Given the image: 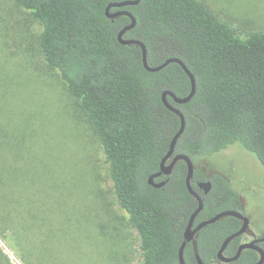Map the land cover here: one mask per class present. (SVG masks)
Returning <instances> with one entry per match:
<instances>
[{
    "label": "trees",
    "instance_id": "trees-1",
    "mask_svg": "<svg viewBox=\"0 0 264 264\" xmlns=\"http://www.w3.org/2000/svg\"><path fill=\"white\" fill-rule=\"evenodd\" d=\"M12 1L41 26L38 47L44 64L78 101L101 145L115 201L138 235L142 264H179L184 232L197 208L186 186V164L179 161L168 177L154 178L156 184L164 181L160 188L148 179L159 172L180 127L162 94L188 96V76L176 63L149 72L139 47L119 43L117 34L131 20L124 15L110 19L106 9L134 0ZM122 10L135 18V26L123 38L143 43L148 66L176 58L194 76L196 91L189 102L177 104L166 96L185 119L172 157L183 154L195 165L202 156L238 145L264 168V32L240 36L198 0H140L108 12ZM22 71L12 60H4L0 103L7 94H17L12 89L22 84ZM18 112L22 123L15 122ZM62 115L44 106L0 105V236L10 235L25 264H122L124 255H104L79 241L81 228L74 223L84 215L78 205L46 193L38 171L43 153L35 157L31 151L39 135L46 141L53 137L47 133L48 123L60 125ZM203 182L211 185L208 194L197 186ZM191 187L203 200L194 223L222 211H240L239 195L220 175L207 177L194 167ZM239 227L234 217L204 226L195 245L186 243L185 264H198L196 252L203 264H214L225 238ZM240 239L227 245L225 257L235 255ZM257 259L247 249L236 264H254ZM0 264H9L1 250Z\"/></svg>",
    "mask_w": 264,
    "mask_h": 264
},
{
    "label": "rangeland",
    "instance_id": "rangeland-1",
    "mask_svg": "<svg viewBox=\"0 0 264 264\" xmlns=\"http://www.w3.org/2000/svg\"><path fill=\"white\" fill-rule=\"evenodd\" d=\"M198 1L240 36L264 32V0ZM40 31L41 26L27 10L12 0H0V68L8 59L14 68H23L22 84L12 89L17 94H7L0 105H37L63 112L61 127L59 123H48L47 133L53 137L46 141L39 135L31 151L35 157L43 153L38 171L43 175L47 195L81 208L84 218L73 221L81 228L79 241L88 245L86 248L104 255L122 254V264H142L138 235L115 201L101 145L78 101L44 64L38 47ZM24 109L28 108H22V112ZM16 120L23 122L19 112ZM194 167L207 177L215 174L225 178L239 195L240 212L249 221L246 234H264V168L249 152L238 145L229 146L213 156L200 157ZM81 249L86 250L83 246ZM0 250L9 264H25L9 234L0 236Z\"/></svg>",
    "mask_w": 264,
    "mask_h": 264
},
{
    "label": "water",
    "instance_id": "water-1",
    "mask_svg": "<svg viewBox=\"0 0 264 264\" xmlns=\"http://www.w3.org/2000/svg\"><path fill=\"white\" fill-rule=\"evenodd\" d=\"M139 1L140 0L124 1L121 3H112L106 9V16L110 19H114V18H117L119 16L124 15V16L129 17L131 20V23L129 25L125 26L124 28H122L119 31V33L117 34V39H118L119 43L122 45H126V46L135 45V46L139 47L141 49L142 64H143L144 68L149 72L160 71L161 69H163L164 67H166L170 63L178 64L182 68V70L186 73V75L188 76V78L190 80V86H191L189 95L184 97V98H177L169 91H165L162 94V101H163L165 107L168 108L170 111H172L174 114H176L179 117L180 127L177 130V132L175 133V135L173 136V138L171 139V142L169 145V151L167 152V154L165 155V157L161 161L159 172L154 174V175H151L148 179V183L151 186H153L155 188H160L163 186L164 181L156 184L153 181L154 178L160 177L161 175L168 177L171 174L175 164L179 161H183L186 164V167H187V174H186V179H185L186 186H187V189H188L189 193L191 194V196H193L195 198V200L197 202V208L192 213V215L189 219L187 228L184 232V241L181 244L179 251H178L179 264H185L184 259H183V249H184L186 243L192 242L194 240V236L197 234V232L201 228H203L206 225L215 223V222H217L220 219L225 218V217H234V218L238 219L242 223V225L238 229V231H236L235 233H232L231 235H229L228 237L225 238L220 249L217 252V259L223 263L230 264V263L237 261V259L239 258L240 254L243 250L252 249V250L258 251L260 254L259 260L255 264H262L264 261V252L255 245V242L240 244L235 255L232 257H225L223 255V252H224L225 248L227 247V245L232 240H234L235 238L241 236L247 229L248 220L239 211H232V210L222 211V212L216 214L214 217L200 222L194 229H191L192 225H193L194 218L202 210L203 200L200 197V195L191 188V180H192L193 171H194L193 162L189 159V157H187L183 154H176L172 157V154H173L174 149H175V145H176L178 139L183 134V131L185 128V119H184L183 113L181 112V110L179 108L173 107L172 105H170L167 102L166 96L167 95L171 96L174 99V102L177 104H185V103L189 102L192 99V97L194 96L195 91H196V83H195L194 76L191 74V72L187 69V67L179 59H176V58L167 59L166 61H164L163 63H161L155 67H150L147 64V52H146V49H145V46L143 45V43H141L138 40L123 38L124 34L127 31L131 30L135 26V18L133 17V15L130 12L125 11V10L117 11L115 13H109L108 10L111 7H124V6L136 5L139 3ZM171 157H172L171 161L169 162V164L166 165V162ZM198 186L200 188L204 189L205 193H207L209 188H210V183L209 182H203V183L198 184ZM195 255H196L197 263L203 264L201 262V260L199 259L197 252L195 253Z\"/></svg>",
    "mask_w": 264,
    "mask_h": 264
},
{
    "label": "flooded vegetation",
    "instance_id": "flooded-vegetation-1",
    "mask_svg": "<svg viewBox=\"0 0 264 264\" xmlns=\"http://www.w3.org/2000/svg\"><path fill=\"white\" fill-rule=\"evenodd\" d=\"M165 177V176H164ZM163 182V181H162ZM198 184H200V183H198ZM198 186V185H197ZM192 188V187H191ZM198 188L204 193V194H208L209 193V191H210V188H211V185H210V188H209V190H208V192L207 193H205V191H204V189H202V188H200L199 186H198ZM193 189V188H192ZM194 190V189H193ZM195 191V190H194ZM196 192V191H195ZM199 194V193H198ZM201 197V196H200ZM241 202V201H240ZM241 209V208H240ZM240 212V211H239ZM261 212V211H260ZM241 213V212H240ZM242 214V213H241ZM244 216V215H243ZM247 218V217H246ZM248 220V219H247ZM194 221V220H193ZM200 222H202V221H200ZM200 222H198V223H194L193 222V225H192V228L191 229H194ZM263 224H264V222H263ZM241 225H242V223L240 222V227H241ZM263 226V225H262ZM239 227V228H240ZM248 227H249V221H248V224H247V229H246V231H248ZM187 228V227H186ZM202 229V228H201ZM200 231V230H199ZM198 231V232H199ZM246 231L241 235V236H239L241 239H240V244H242V243H251V242H255V245L258 247V248H260L263 252H264V234H256V233H254V232H252V231H249L247 234H246ZM198 232H197V234L194 236V240L192 241V242H189V243H191V245H195V241H196V238H197V236H198ZM254 233V234H253ZM243 236H245V237H247V239H243L242 240V238H243ZM252 237V238H251ZM248 239H250V240H248ZM248 240V241H247ZM195 247V246H194ZM247 250V249H246ZM250 250H252V249H250ZM244 251V250H243ZM256 254H257V257H258V259H257V261L259 260V257H260V254H259V252L258 251H256V250H253ZM224 253V252H223ZM217 261L218 262H221V261H219L218 259H217ZM264 262V261H263ZM223 263V262H222ZM230 264H236V261L235 262H233V263H230ZM255 264V263H254Z\"/></svg>",
    "mask_w": 264,
    "mask_h": 264
}]
</instances>
